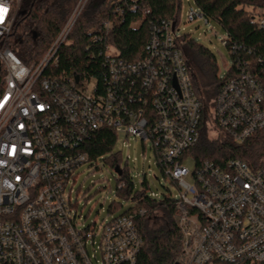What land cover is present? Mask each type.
<instances>
[{
  "label": "built area",
  "instance_id": "built-area-1",
  "mask_svg": "<svg viewBox=\"0 0 264 264\" xmlns=\"http://www.w3.org/2000/svg\"><path fill=\"white\" fill-rule=\"evenodd\" d=\"M21 1L0 0L6 9L0 22V264H137L144 241L136 218L145 210L81 227L67 194L77 169L90 162L85 146L91 137L122 128L127 138L151 141L164 176L180 190L175 221L181 264L263 263L264 158L256 166L240 159L223 167L203 161L194 173L183 166L200 141L203 104L177 26L154 24L143 59L112 58L104 90L95 83L89 93L78 86L92 79L54 74L59 50L88 0L30 65L9 44ZM187 18L209 23L198 8ZM258 23L264 29V9ZM240 50L231 47L235 69L228 70L212 111L218 129L236 144L264 133V60H244Z\"/></svg>",
  "mask_w": 264,
  "mask_h": 264
},
{
  "label": "trees",
  "instance_id": "trees-1",
  "mask_svg": "<svg viewBox=\"0 0 264 264\" xmlns=\"http://www.w3.org/2000/svg\"><path fill=\"white\" fill-rule=\"evenodd\" d=\"M81 0H22L10 38L14 53L30 65L37 61L56 40L62 28ZM202 15L217 22L227 33L224 40L231 47H241L238 55L247 61L264 60V29L259 27V14L264 0H193ZM136 6L137 9L132 8ZM181 0H88L66 42L61 46L56 75L68 74L87 77L95 81L98 90H104L108 81L112 58L135 63L143 59L145 47L154 24L163 20L179 23ZM103 23L109 28L103 29ZM193 77L196 93L203 104L201 136L197 146L186 153L196 165L210 161L224 166L231 159H240L256 166L264 158V133H258L242 144L233 142L221 132L212 111L222 85L235 69L224 78L218 75L215 56L189 35L177 38ZM113 47L115 56H108ZM211 131L219 132L211 139ZM118 134L112 129H102L86 144L90 162L102 160L122 172L119 184H126L118 193L132 199L136 206L130 213L145 210L136 223L143 237V248L137 264H181L182 233L175 221L177 198L171 195L151 197L143 180V190L135 192V183L127 168H122V155L114 154ZM118 184V185H119ZM135 192V193H134ZM260 264H264L260 263Z\"/></svg>",
  "mask_w": 264,
  "mask_h": 264
},
{
  "label": "rangeland",
  "instance_id": "rangeland-1",
  "mask_svg": "<svg viewBox=\"0 0 264 264\" xmlns=\"http://www.w3.org/2000/svg\"><path fill=\"white\" fill-rule=\"evenodd\" d=\"M197 9L193 0H181V11L179 23L176 29V36L189 35L198 44L206 47L216 58L218 75L224 78L233 64L230 50L226 47L224 40L227 37L226 31L215 21L205 23L197 19L189 22L187 13L190 9ZM108 56H115L113 47L107 50ZM88 88L93 92L95 81H86L78 89ZM118 140L114 148V154L122 155V168H127L135 183V192L143 190L142 182L146 180L149 188L147 194L171 195L174 198L180 197L179 188L164 176L161 167L157 163L156 154L152 148L151 141H143L141 138L129 136L127 138L125 128L120 130ZM219 132L211 131L209 137L217 138ZM183 166L191 173L195 172L196 162L194 157L184 159ZM67 187V194L74 204V210L78 212V222L81 227H101L107 221H111L120 215L129 212L136 206L131 198L126 199L118 193L120 175L108 162L98 160L83 164L74 174ZM189 184H194L192 177L188 178ZM72 191V192H71ZM134 192V193H135ZM98 241V239H97ZM92 251V245H89Z\"/></svg>",
  "mask_w": 264,
  "mask_h": 264
},
{
  "label": "snow or ice",
  "instance_id": "snow-or-ice-1",
  "mask_svg": "<svg viewBox=\"0 0 264 264\" xmlns=\"http://www.w3.org/2000/svg\"><path fill=\"white\" fill-rule=\"evenodd\" d=\"M6 11V9H0V22L3 21V12Z\"/></svg>",
  "mask_w": 264,
  "mask_h": 264
},
{
  "label": "water",
  "instance_id": "water-1",
  "mask_svg": "<svg viewBox=\"0 0 264 264\" xmlns=\"http://www.w3.org/2000/svg\"><path fill=\"white\" fill-rule=\"evenodd\" d=\"M78 80H79V77H76V81L78 82ZM119 175H121L122 174V172L117 168L116 170H115Z\"/></svg>",
  "mask_w": 264,
  "mask_h": 264
}]
</instances>
